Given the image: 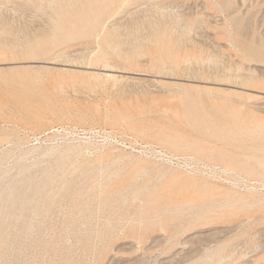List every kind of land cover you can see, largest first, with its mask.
<instances>
[{
	"label": "rangeland",
	"instance_id": "1",
	"mask_svg": "<svg viewBox=\"0 0 264 264\" xmlns=\"http://www.w3.org/2000/svg\"><path fill=\"white\" fill-rule=\"evenodd\" d=\"M39 3L0 0V264H264V136L185 111L200 89L212 114L225 98L264 122V86L187 70L206 41L229 73L264 80V62L213 28L223 14L203 0H72V26L54 32L55 6ZM104 62L115 77L83 83Z\"/></svg>",
	"mask_w": 264,
	"mask_h": 264
},
{
	"label": "bare ground",
	"instance_id": "2",
	"mask_svg": "<svg viewBox=\"0 0 264 264\" xmlns=\"http://www.w3.org/2000/svg\"><path fill=\"white\" fill-rule=\"evenodd\" d=\"M92 1L96 2L97 0ZM129 1L130 0H115V3H117H114L115 5H113L110 11L115 10L118 3H127ZM137 1H142L143 3H152V0ZM245 1L246 0H203L204 7L207 9H213V13L218 11L223 14L224 20L221 22L222 25L218 27L214 25L213 28L217 29L216 31H224V33L229 38L231 45L235 47L237 52H241V58L247 61L255 60L264 62V8L261 6L262 3L264 4V0H260L258 2L255 0L251 4H245ZM244 4L245 8L242 9L241 5ZM54 6L56 10V19L54 22H52V30L57 32L58 30L67 27V25L72 26V16L75 10L72 0H43V4L39 3L40 8H49ZM190 14L197 21L206 20L209 18L214 21V17L211 16L212 14L200 12V10L191 12ZM200 14L202 16H198ZM179 15L180 14H177V16ZM257 18H259V20ZM58 19H62L63 23L65 21L68 22L67 24H62ZM167 23L168 22L166 21L164 25L167 26ZM189 28L190 25H187V27L184 28L185 32H187ZM113 37L114 36L110 34L107 38L114 40L115 38ZM240 38H243L242 41ZM155 39L158 45L165 49V52H169V42L163 41V34H156ZM192 42L193 43L190 44V46H196L198 50L185 55L184 61L186 62L188 71L200 73L203 75L201 77L206 79H213L221 76L219 79L232 82L243 87L258 84L261 87L264 86V80L257 78L252 73H241L243 70H245V67L242 64L235 65L233 72L229 73L227 71L228 66L216 59L217 54L213 53L214 44L211 46L209 43L207 44L206 41L199 42L193 40ZM107 53L108 52H102L92 56H94L96 61L105 60L107 58ZM102 65V73H92L89 78L85 80L86 82L83 83H86L87 85H95L97 83L96 79L101 75L104 77H115V75L111 73V65H109L107 62H104ZM194 76L197 75L194 74ZM0 79L3 82L8 81L6 80V77H2L1 75ZM197 91V96H192L187 92L185 93L189 97V103H191L190 108H186V105L184 106L185 111L188 110V112L190 111L189 113L191 114V109L195 111H201V123H203L207 130H211L212 132L217 131L219 133H233L235 136H247L246 138L250 139L263 138L264 122L261 120L255 121L253 118L255 117L253 112L245 108L243 104H231L228 103L225 98H222V100H219L218 102L219 105L217 111L212 114L211 112H213L214 109H211L207 103L209 97L207 95H203L200 89ZM184 115L187 117V112H184ZM34 118L36 119V122L39 123L41 122L42 116L35 113ZM169 153L172 152L169 151ZM260 165L264 172V161L261 162ZM221 169L223 171L230 170L225 166L221 167ZM244 171L250 174L251 172L254 173L256 170L253 168H245Z\"/></svg>",
	"mask_w": 264,
	"mask_h": 264
}]
</instances>
